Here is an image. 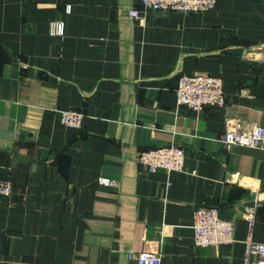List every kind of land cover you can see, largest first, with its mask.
I'll use <instances>...</instances> for the list:
<instances>
[{
	"label": "crops",
	"instance_id": "1",
	"mask_svg": "<svg viewBox=\"0 0 264 264\" xmlns=\"http://www.w3.org/2000/svg\"><path fill=\"white\" fill-rule=\"evenodd\" d=\"M70 10L68 11V8ZM141 0H0V264H243L264 243V148L222 143L228 121L264 127V0L204 13ZM65 23L63 37L50 33ZM223 78L227 105L178 107L183 75ZM83 109L79 129L61 110ZM176 144L184 170L149 173L138 154ZM116 180V188L100 179ZM218 207L235 241L198 247L194 211Z\"/></svg>",
	"mask_w": 264,
	"mask_h": 264
},
{
	"label": "built area",
	"instance_id": "2",
	"mask_svg": "<svg viewBox=\"0 0 264 264\" xmlns=\"http://www.w3.org/2000/svg\"><path fill=\"white\" fill-rule=\"evenodd\" d=\"M141 4V9H131L129 15L140 18L149 12L184 14L211 12L217 9L218 0H141ZM50 33L63 37L65 23L61 20L52 22ZM176 97L178 107L193 111H201L208 107L223 109L227 105L223 78L215 75L185 74L181 76L176 88ZM60 114L61 121L65 126L75 129L82 127L85 117L83 109L61 110ZM221 140L228 146L245 145L264 148V127L254 124L251 128H246L240 122L228 121ZM185 156L183 147L169 144L141 151L137 159L149 173L159 170L179 172L184 170ZM100 184L110 188L118 186L116 180L106 177L100 179ZM0 193L11 196L14 193L13 183L9 180L0 181ZM219 211L218 207H202L194 211L192 229L196 246H220L234 243V222L222 219ZM247 218L249 232L245 241L246 251L243 264H264V243L256 242L253 239L256 220L254 208L248 209ZM128 257L136 264H161L162 259L161 255L156 253L130 252Z\"/></svg>",
	"mask_w": 264,
	"mask_h": 264
}]
</instances>
